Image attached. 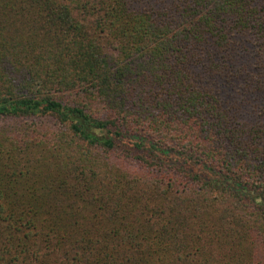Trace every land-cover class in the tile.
Here are the masks:
<instances>
[{"label":"trees","instance_id":"obj_1","mask_svg":"<svg viewBox=\"0 0 264 264\" xmlns=\"http://www.w3.org/2000/svg\"><path fill=\"white\" fill-rule=\"evenodd\" d=\"M0 264H264V0H0Z\"/></svg>","mask_w":264,"mask_h":264}]
</instances>
